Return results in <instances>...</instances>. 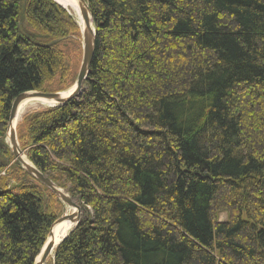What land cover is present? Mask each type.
Masks as SVG:
<instances>
[{
  "label": "trees",
  "instance_id": "16d2710c",
  "mask_svg": "<svg viewBox=\"0 0 264 264\" xmlns=\"http://www.w3.org/2000/svg\"><path fill=\"white\" fill-rule=\"evenodd\" d=\"M86 1L82 94L17 128L82 209L46 264H264V0ZM81 51L54 0H0V264H35L66 209L5 142L13 100L70 88Z\"/></svg>",
  "mask_w": 264,
  "mask_h": 264
},
{
  "label": "water",
  "instance_id": "95a60500",
  "mask_svg": "<svg viewBox=\"0 0 264 264\" xmlns=\"http://www.w3.org/2000/svg\"><path fill=\"white\" fill-rule=\"evenodd\" d=\"M56 3L61 5L63 8L68 10V4L65 2H59L54 0ZM80 9V19L81 25V34H82V49L83 57L82 62L79 68L77 79L75 84L71 87L73 88L72 92L68 96H63V92H40V91H28L18 94L12 103L11 113L8 121L7 129V138L9 141V147L16 157V159L22 164L23 168L37 179L40 183L44 184L49 188L55 195L64 203L66 207L74 208L75 212L69 214L65 213L63 216L59 217L51 226L47 240L41 249L40 254L36 258L35 264H45L48 257L54 252L55 247L58 246L69 234V231L62 236L64 223L68 225L78 224L81 220V207L73 200L68 191L60 187L55 183L51 178L45 175L41 170H39L33 162L26 156V159L23 158L20 154L23 153V150L20 147L18 135H17V121L20 113L21 105L23 102L29 98L39 97L44 98L48 101H53L55 104L49 106L53 107L56 105H62L75 97H79L83 91V82L87 78L92 59L95 51V27L93 23V17L89 8V5L86 0H76ZM69 11V10H68ZM70 88V89H71ZM17 123V124H16ZM3 146V143H0V148ZM58 239V240H57Z\"/></svg>",
  "mask_w": 264,
  "mask_h": 264
},
{
  "label": "rangeland",
  "instance_id": "374dc122",
  "mask_svg": "<svg viewBox=\"0 0 264 264\" xmlns=\"http://www.w3.org/2000/svg\"><path fill=\"white\" fill-rule=\"evenodd\" d=\"M74 6H77V7H79L78 6V4H73L72 6H69L68 7V10L71 12L70 14L71 15H73V16H75V18L77 19V21H78V23L81 25V19H80V12H76L73 8H71V7H74ZM61 45H62V47H64V49L69 53V54H71L74 58H75V49H76V44H75V42L73 41V40H68V41H61ZM82 57H83V49H82V51H81V55H77V58H76V66L78 67V70H79V68H80V65H81V62H82ZM79 60H80V63H79ZM65 92H67V91H65ZM32 103H34V107H31V108H29V109H27V111H25L24 112V114L23 115H21L19 118H18V121L17 122H20L22 119H23V116L24 115H26L27 113H30V112H34V111H38V110H42V109H44V108H46V106H49L48 104H46L45 102H43V101H35V102H32ZM19 124V123H18ZM17 128H18V125H17ZM71 211H73V210H71V209H69L68 211H67V213H70ZM223 218H224V215H223ZM70 231V230H69ZM47 240V239H46ZM43 248V247H42ZM55 248H57V246L55 247ZM36 261V260H35ZM48 262V259H47V261H46V263ZM45 263V264H46Z\"/></svg>",
  "mask_w": 264,
  "mask_h": 264
},
{
  "label": "bare ground",
  "instance_id": "6f19581e",
  "mask_svg": "<svg viewBox=\"0 0 264 264\" xmlns=\"http://www.w3.org/2000/svg\"><path fill=\"white\" fill-rule=\"evenodd\" d=\"M57 1H59V2H65L66 4H68V6L67 7H69V6H72L73 4H78V2L76 1V0H57ZM71 8H73L76 12L78 11V12H80V9H79V7H77V6H74V7H71ZM77 12V13H78ZM80 15V14H79ZM72 90H73V88H71L70 90H68L67 92H64L62 95L63 96H68L71 92H72ZM35 101H43V102H45L46 104H48V105H53V104H55L53 101H48V100H46V99H44V98H37V97H33V98H29L28 100H26L25 102H23L22 103V105H21V109H20V113H19V116H18V118L21 116V115H23L24 114V112L25 111H27V109H29V108H31V107H34V103H32V102H35ZM17 124V123H16ZM23 158H25L26 159V155H25V153L23 152V153H21L20 154ZM74 226V224H70V225H68V224H66V223H64L63 225H62V228H63V233H62V236L63 235H65L72 227ZM58 240V239H57Z\"/></svg>",
  "mask_w": 264,
  "mask_h": 264
}]
</instances>
